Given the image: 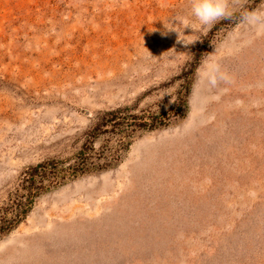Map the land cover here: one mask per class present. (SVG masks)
Segmentation results:
<instances>
[{"label":"rangeland","instance_id":"1","mask_svg":"<svg viewBox=\"0 0 264 264\" xmlns=\"http://www.w3.org/2000/svg\"><path fill=\"white\" fill-rule=\"evenodd\" d=\"M227 2L0 0V264H264V0Z\"/></svg>","mask_w":264,"mask_h":264},{"label":"trees","instance_id":"2","mask_svg":"<svg viewBox=\"0 0 264 264\" xmlns=\"http://www.w3.org/2000/svg\"><path fill=\"white\" fill-rule=\"evenodd\" d=\"M123 112H124V110L117 109V110H112V111L100 113V116L97 119L96 123L94 124L93 129L90 131V134H89L90 138L89 139L90 140L93 139V137H95L98 133H100L104 127L110 126L113 130L117 129L120 124L124 123L122 121L124 119H123V117H121V115H123ZM130 135H131V133L127 134L126 136H122V138H121V141H122L121 145L122 146L129 144ZM84 155H85L84 150H82L80 153V157L82 159L76 161L75 164H73L69 167V169L71 171H73L71 173H74V176L83 175L84 173L91 171L90 170L91 169L90 164L86 160ZM105 166L109 167V165H105ZM58 167L59 166H58L57 161H55L54 159H50L48 161H45V162L39 163L35 166H31V167L27 168V176H28V179H27L28 182L27 183L35 184L37 182V180L38 181L41 180L44 182V180L46 178L49 179L52 175H53V177H55V179L53 181L54 182L58 181L60 177H63V176H61ZM100 167H103V166H100ZM103 168H105V167H103ZM30 203H32V199H31ZM29 208L30 207H28L24 210H21V212H20L21 214H19V215L23 214L24 216H26L27 213L29 212ZM19 218H20V216H19ZM19 221H20V219L15 224H12L11 228L16 226V224Z\"/></svg>","mask_w":264,"mask_h":264},{"label":"clouds","instance_id":"3","mask_svg":"<svg viewBox=\"0 0 264 264\" xmlns=\"http://www.w3.org/2000/svg\"><path fill=\"white\" fill-rule=\"evenodd\" d=\"M189 2L191 20L198 22L203 28H210L215 22L232 14L227 0H189ZM186 27L192 29L193 24L187 22Z\"/></svg>","mask_w":264,"mask_h":264}]
</instances>
